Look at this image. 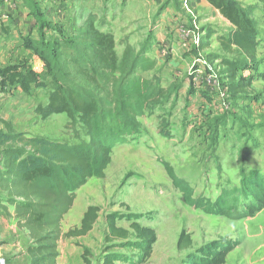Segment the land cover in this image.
<instances>
[{"label": "rangeland", "instance_id": "374dc122", "mask_svg": "<svg viewBox=\"0 0 264 264\" xmlns=\"http://www.w3.org/2000/svg\"><path fill=\"white\" fill-rule=\"evenodd\" d=\"M28 1L5 0L0 5L6 20L0 26V66L18 65L33 71L43 85H33L26 92L18 84L0 82V131L7 132L3 122L7 121L17 133L66 143L89 140L86 129L72 123L67 114L44 118L36 112L38 105L48 103L55 86V64L60 66L77 55V37L89 23L115 36L121 65L128 56L125 68L120 65L115 73L117 79L138 57L134 75L154 79V84L167 91L139 119L142 132L116 145L105 177L92 178L77 191L73 211L63 221L64 233L80 225L89 205L102 209L87 235L62 237L58 264H85V257L91 264H105L106 214L110 211L143 213L139 222L155 229L153 254L143 264H182L191 250L224 237L240 242L225 264H264V209L240 220L196 209L174 187L164 165L170 164L194 188L196 197L213 200L222 189L239 186L241 168L264 173V81L259 77L264 71V45L258 63L239 70L233 81L218 58L224 55L218 37L229 34L232 25L207 0H31L33 7ZM238 1L253 8L260 23V0ZM187 23L192 24L193 35L201 33L199 46L193 35L186 38L181 27ZM260 28L264 31V23ZM200 55L216 71L219 88L215 92L207 91L205 83L195 78L193 64ZM189 57L191 61L186 60ZM235 82L247 86L235 92L231 87ZM2 152L0 174L4 171ZM6 200L0 191V255L7 264L10 257L28 264L17 254L27 251L32 239L11 216L14 205ZM130 224L118 221L126 228ZM182 231L191 235L189 249L178 246ZM113 250L133 253L118 247Z\"/></svg>", "mask_w": 264, "mask_h": 264}, {"label": "trees", "instance_id": "16d2710c", "mask_svg": "<svg viewBox=\"0 0 264 264\" xmlns=\"http://www.w3.org/2000/svg\"><path fill=\"white\" fill-rule=\"evenodd\" d=\"M4 1L0 0V5ZM207 1L232 25L229 34L218 37L224 52L218 58L228 76L235 81L239 70L258 63L259 51L264 45V31L260 28L264 23V0H260L263 4L260 23L252 13L253 8L238 0ZM28 4L34 5L31 0ZM77 38V55L60 66L55 64V86L48 103L38 105L36 112L44 118L67 114L72 123L86 129L89 140L66 143L17 133L7 121H3L7 132L0 131L4 164L0 191L7 196V203L14 205L15 219L20 227L28 230L32 239L27 249L31 264H58L59 243L63 236H84L93 230L102 209L96 204L87 207L78 227L66 233L63 231V220L75 205L77 191L92 178L105 177L116 145L126 142L128 136L142 132L139 119L152 111L153 105L167 93L164 87L154 84V79L134 75L138 57L134 58L128 72L123 70L116 78L121 63L112 33L89 23L82 36ZM50 56L46 57L50 59ZM126 63L128 56L124 57L121 66L125 68ZM259 77L264 81V71ZM0 82L18 84L26 92H30L33 85H43L37 73L24 71L18 65L0 66ZM245 86L241 82L231 84L235 92ZM164 165L174 187L182 193L187 204L196 209L238 220L254 217L264 209V173L260 170L241 168L239 186L222 189L213 200L196 197L194 188L182 180L170 164L164 162ZM1 209L5 215H10ZM143 216V213L131 211L106 214L105 264H143L150 259L157 233L139 222ZM122 220L130 222V228L119 226L118 221ZM239 245L240 242L231 237L212 240L191 250L182 264H225ZM178 246L180 249L191 248V235L182 231ZM116 247L133 253L116 252L113 250ZM85 259V264H91Z\"/></svg>", "mask_w": 264, "mask_h": 264}, {"label": "built area", "instance_id": "2783aa9c", "mask_svg": "<svg viewBox=\"0 0 264 264\" xmlns=\"http://www.w3.org/2000/svg\"><path fill=\"white\" fill-rule=\"evenodd\" d=\"M2 24H6V20L4 18L3 15L0 14V26H2ZM193 24H195V22H193ZM182 30L185 31L186 33V38H189L191 37L193 34V31H192V24L191 26L188 25H184L182 24ZM192 28V29H190ZM201 34V33H200ZM200 34H194V41H195V44L197 46L200 45V42H201V39H200ZM197 61L194 62L193 64V67L195 68V78L196 80L198 81H201L203 83H205V89L208 91V90H211V91H216L217 89L216 88H219V84L217 83L218 82V79H217V75L215 74L214 70L210 67V62L207 58L205 57H202L201 55L197 57ZM198 65V66H196ZM0 264H7V261L6 259L0 255Z\"/></svg>", "mask_w": 264, "mask_h": 264}, {"label": "crops", "instance_id": "0c3cea01", "mask_svg": "<svg viewBox=\"0 0 264 264\" xmlns=\"http://www.w3.org/2000/svg\"><path fill=\"white\" fill-rule=\"evenodd\" d=\"M191 7H194L193 6V4H191ZM179 35H180V37H181V31L179 30ZM180 45H181V42H180ZM169 56V55H168ZM156 60V59H155ZM186 60L187 61H191L192 60V58L191 57H189V58H186ZM185 60V61H186ZM159 61V60H158ZM172 73H174V74H176V70H173L172 71ZM168 87V86H167ZM164 88H165V86H164ZM14 207V206H13ZM74 208V207H73ZM73 211V209L69 212V213H71ZM85 212V211H84ZM14 214H13V212H11V216H13ZM68 215V214H67ZM66 215V216H67ZM82 215H84V213L82 212ZM81 215V216H82ZM65 216V217H66ZM82 218H83V216H82ZM82 220V219H81ZM64 221V220H63ZM18 224H16L15 223V226H17ZM16 229H17V227H16ZM64 229V228H63ZM27 232H28V230L27 229H25ZM64 231V230H63ZM68 231V230H67ZM26 232V233H27ZM28 235H29V232H28ZM30 237V236H29ZM19 247H21V244L19 245ZM28 249V248H27ZM7 251V250H6ZM10 250L8 249V252L7 253H10L9 252ZM19 255V257L22 255V257H23V260L25 259H27V262H28V264H31V258H30V256H29V254H28V252L26 251V250H24V252H23V254H17V256ZM29 257V258H28ZM20 258H17V259H12L11 257H10V259H9V264H20Z\"/></svg>", "mask_w": 264, "mask_h": 264}]
</instances>
